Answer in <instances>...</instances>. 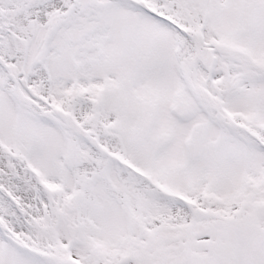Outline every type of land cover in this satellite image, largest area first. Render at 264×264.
<instances>
[{"label":"snow or ice","instance_id":"1","mask_svg":"<svg viewBox=\"0 0 264 264\" xmlns=\"http://www.w3.org/2000/svg\"><path fill=\"white\" fill-rule=\"evenodd\" d=\"M0 264H264V0H0Z\"/></svg>","mask_w":264,"mask_h":264}]
</instances>
